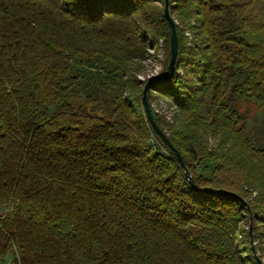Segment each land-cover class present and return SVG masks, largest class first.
<instances>
[{
	"label": "trees",
	"instance_id": "1",
	"mask_svg": "<svg viewBox=\"0 0 264 264\" xmlns=\"http://www.w3.org/2000/svg\"><path fill=\"white\" fill-rule=\"evenodd\" d=\"M167 8L200 41L176 31L146 96L207 190L135 78L161 25L170 59L165 0H0V264H260L241 234L264 228V0Z\"/></svg>",
	"mask_w": 264,
	"mask_h": 264
},
{
	"label": "rangeland",
	"instance_id": "2",
	"mask_svg": "<svg viewBox=\"0 0 264 264\" xmlns=\"http://www.w3.org/2000/svg\"><path fill=\"white\" fill-rule=\"evenodd\" d=\"M152 5H154L153 12L158 13V16L160 17L163 13V3L161 1H158ZM169 12L171 14L170 17L174 22L176 28L175 30L179 33L181 32L183 35L186 47L194 45V43H199L200 35H198L199 31L196 28V16H192L189 19H185L179 16L176 11L173 12L169 10L168 13ZM161 33L162 34H159L157 37H154L155 41H153V43H151L147 47V53L144 59L141 62L139 61V64L136 66L135 78L139 82V84L141 83V88L143 87V85L145 86L146 82L149 79L160 74L165 68H167V63L169 62L168 35L162 25ZM148 103L150 105L151 113L153 116H160L166 123H172L170 117L174 112V107L168 99L163 98V96H160L155 90H153L148 95ZM244 107L245 105L242 106L241 110H243ZM248 111L250 113L248 125L254 126V124L257 123L261 118L260 112H258L253 107H249ZM246 222L247 223H245L242 227L245 232L241 234V239L245 241L243 244L244 249H249L251 247L254 250V253L252 254L249 252L247 256H254L256 259H258L260 264H264V245H261L259 243L258 237H256L259 232H264V228H262L260 224L258 227H251V222L249 221L248 223L247 218ZM248 241H250V245ZM6 264H10V262L8 261Z\"/></svg>",
	"mask_w": 264,
	"mask_h": 264
},
{
	"label": "water",
	"instance_id": "3",
	"mask_svg": "<svg viewBox=\"0 0 264 264\" xmlns=\"http://www.w3.org/2000/svg\"><path fill=\"white\" fill-rule=\"evenodd\" d=\"M167 1L168 0H165L164 16L168 22V27H169L170 59H169V62H168V65H167V68L165 71H163L162 73H160V74L156 75L155 77L149 79L146 82L144 89H143V94H142V103H143V107H144L146 117H147L150 125L153 127V129L156 131V133L159 135V137L162 140V142L164 143V145L166 147H168L174 153V155H175L176 159L178 160L180 166L184 169V175H185L186 179L188 180V182L196 190H207V188H198L195 185L193 178L191 177L186 166L184 165V161H183L182 156L173 147V145L171 144V142L167 138V135L164 133V131L161 128H159L157 126V124L155 123L153 116H152V113H151L150 105H149L147 97H146V90L150 87V85L152 83L169 78L175 70V61H176V55H177V35H176L174 22L168 13ZM218 192L227 193L224 190H218Z\"/></svg>",
	"mask_w": 264,
	"mask_h": 264
}]
</instances>
